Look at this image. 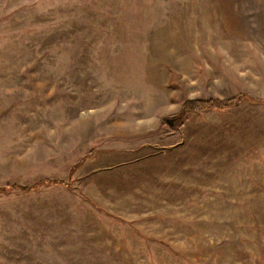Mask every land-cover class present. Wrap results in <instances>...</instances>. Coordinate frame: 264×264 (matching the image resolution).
<instances>
[{
  "label": "rangeland",
  "instance_id": "rangeland-1",
  "mask_svg": "<svg viewBox=\"0 0 264 264\" xmlns=\"http://www.w3.org/2000/svg\"><path fill=\"white\" fill-rule=\"evenodd\" d=\"M78 163L0 264H264V0H0V185Z\"/></svg>",
  "mask_w": 264,
  "mask_h": 264
},
{
  "label": "trees",
  "instance_id": "trees-1",
  "mask_svg": "<svg viewBox=\"0 0 264 264\" xmlns=\"http://www.w3.org/2000/svg\"><path fill=\"white\" fill-rule=\"evenodd\" d=\"M244 97H248V95L245 94V93H239V94H236V95L230 97V99L222 100V101H219L217 99L203 100L202 104L203 103L204 104L214 103V104H217V105L223 104V105H226V106H229V105L232 106V105L237 104ZM248 98H252L253 100H255L257 102H261L260 99H256V98H253V97H248ZM185 109L186 108L184 107L182 109V111L180 113H178V114H183L185 112ZM178 114H172V115L166 117L164 120L167 121L170 124H173L176 119H179V115ZM91 153H92V149L90 150V154L88 156H90ZM78 165H80V164L78 163V164L72 165V167L70 168V171L68 173L67 180L44 177V178L38 179V180L34 181L32 184H28V185H21V184H17V183H6V184H3V185H0V193H8L9 191H11L13 189H17V190H19L21 192H28L30 190L35 189L38 186H44V185H63L65 187L69 188L71 183H72V181H73V180H71V176H72L73 172L75 171V169L78 167Z\"/></svg>",
  "mask_w": 264,
  "mask_h": 264
}]
</instances>
